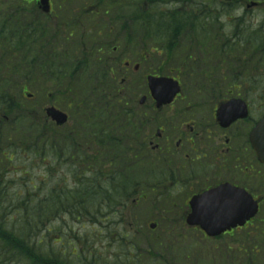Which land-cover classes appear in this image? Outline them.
Returning a JSON list of instances; mask_svg holds the SVG:
<instances>
[{"label":"trees","instance_id":"trees-1","mask_svg":"<svg viewBox=\"0 0 264 264\" xmlns=\"http://www.w3.org/2000/svg\"><path fill=\"white\" fill-rule=\"evenodd\" d=\"M180 14L168 21L162 15L158 21L167 31L156 28L155 35L163 37L165 52L177 49L186 53L178 65L186 77L190 75L191 45L204 52L210 29L217 28L211 42L223 44L231 56L236 55L237 27L224 33L222 27H213L217 23L213 13L208 17ZM7 15L0 10V38L6 45L1 51L9 56L0 59V264H107L89 233L76 236L66 232V239L62 236L57 241L50 237L55 230L51 226L59 223L60 233L63 225L84 229L88 222L96 232L105 223H122L129 199L152 188L128 177L133 173L128 164L142 159L128 148L129 141L132 146L139 139L137 131L134 139L127 129L133 115L125 104L128 97L94 54L81 53L79 44L70 53L59 52L65 43L62 35L52 34L53 29L27 19L21 11ZM223 50L219 48V54ZM40 66L48 69L41 76L43 92L48 89L46 82L59 89L71 109L73 128H57L46 117L34 116L35 106L24 104L28 93L34 95L37 88L39 76L32 71ZM14 78L17 88L12 84ZM36 162L44 168L39 175L32 173ZM59 169H66L70 182L62 178ZM111 241L122 253L113 264L139 263L141 251L130 249L123 238ZM166 242L160 241L156 250H170ZM151 259L150 264H164L154 255Z\"/></svg>","mask_w":264,"mask_h":264},{"label":"flooded vegetation","instance_id":"flooded-vegetation-1","mask_svg":"<svg viewBox=\"0 0 264 264\" xmlns=\"http://www.w3.org/2000/svg\"><path fill=\"white\" fill-rule=\"evenodd\" d=\"M67 1L60 0L56 7L55 0H50V12L46 13L40 6V0H22L24 7L29 9L28 16L30 13L33 14L30 17L36 14L38 19H44L46 27L53 29L52 34L65 36V43H70L65 47L81 44V53L96 54L105 73L118 78L121 73L131 75L145 70L146 62L152 59V53L147 51L145 43L156 39L153 35L147 36L145 29L156 22L144 17L166 0H123L122 14L118 11L116 14L110 13L109 5L103 0H94L95 3L87 5L89 10H86V6L65 3ZM169 1L178 5L183 2L185 10L197 15L202 13L208 17V13H213L217 22L213 27H223L226 22L233 21L237 27L234 36L236 55L229 53L226 56V46L219 44L218 48H224L226 57L210 55L208 66L216 63L208 68L209 73L203 84L192 83L195 93L183 91L171 105L160 109L151 100L153 106L150 109L154 116L138 112L137 107L136 110L132 108L131 112L135 114L132 119L137 123L130 124V128L146 131L140 146L133 148H138L154 161L147 164L148 168L157 169L156 174L150 173L151 177L160 175L163 177L162 184L169 181L170 188L179 187L180 193H185L184 207L173 213L174 218L185 220L191 213L190 201L193 197L225 184L247 190L260 205L259 216L264 210V165L258 161L250 142V133L262 118L260 112L256 111L258 107L264 108V87L256 82L249 83L243 75L246 71H254L255 65H251V61L260 51L264 55V47L255 43L252 35L244 36L246 28L243 26H250L246 18L254 17L252 25L257 23L259 27H264V0H203L201 4L196 0ZM18 2L0 0V6L4 7V13L8 16V13L18 10ZM131 9L134 13H131ZM227 11H230V16L226 15ZM139 12L141 18L136 15ZM235 12L238 15L229 20ZM103 24L106 26L103 27ZM91 40H94L97 52L90 51L84 45ZM210 48L215 49L217 45L208 47V50ZM118 53H121L120 56ZM127 54H137L140 61L134 62L132 57L126 59ZM156 54H163L161 48ZM244 59L247 61L243 62ZM231 61L232 68L228 69L226 65ZM159 70V67L156 68L146 77L157 75ZM129 79H122L121 86L131 83ZM234 99L246 104L248 117L224 127L218 120L217 110ZM132 103L130 100L126 102L128 106H132ZM145 155L142 160H145ZM258 216L238 230H258L257 222L264 226V217Z\"/></svg>","mask_w":264,"mask_h":264},{"label":"rangeland","instance_id":"rangeland-1","mask_svg":"<svg viewBox=\"0 0 264 264\" xmlns=\"http://www.w3.org/2000/svg\"><path fill=\"white\" fill-rule=\"evenodd\" d=\"M122 0H120L121 2ZM198 3H203V0H196ZM57 7V3L60 2V0H55ZM74 3L77 5L86 6V9L88 8L87 5H91V3L94 2V0H76V1H67L65 3ZM105 4L109 2V0H103ZM123 4V3H122ZM125 5V4H124ZM185 7V4L183 2L178 4H171L170 1L166 0V3H162L157 12H163L164 15H167V12L172 14V17H178L181 11L179 9H182ZM116 8V7H115ZM110 10V13H115V9H112L111 7L108 8ZM189 12L185 9L182 13ZM191 12V11H190ZM131 13H134V10L131 9ZM192 13V12H191ZM137 16L140 17L139 14L136 13ZM165 15V16H166ZM238 12L232 13V17L229 18L233 19L234 16H237ZM257 15V14H256ZM260 15V14H259ZM141 18V17H140ZM254 18V17H253ZM251 17L246 18L249 22L248 24L250 26H243L246 28V33H244V36H248L249 34L252 35L254 42L259 43L260 47H264V27H259V24L252 25V19ZM167 21L168 18L166 17ZM259 20L261 17L258 18ZM223 20H226V18ZM104 24H107L105 21H103ZM103 24V27L106 25ZM163 25V24H162ZM228 27H226V33L228 31H232V27L229 26L230 23L227 24ZM171 29V27H169ZM167 28V29H169ZM159 29L163 31H167L159 26ZM146 31V29H145ZM155 31V29H154ZM154 33L151 31L150 35H153ZM140 35V33H139ZM150 35L147 34V36L150 37ZM164 38H167L164 35ZM6 39H9V37H6ZM161 41L157 40H150L145 43V46H149L156 50L158 46H160ZM0 59L1 57L8 58L9 56L7 53H2L1 48L5 47L3 38H0ZM61 45V43H59ZM89 45V44H88ZM90 45H92V41H90ZM59 51H62L61 49H57ZM260 50V49H259ZM71 50L66 49V53H70ZM147 52V51H146ZM2 53V54H1ZM148 53V52H147ZM195 53L198 57H200V54L198 52H192ZM121 53H118V56H120ZM186 53L184 51H177L176 54H173V56H170L169 54L163 53L162 55H157L156 53L152 54V59H149L145 64V70L143 69L141 72L137 74H131L126 75L125 73H121L117 80L118 85L124 78L130 77L129 84H124L122 86V90L124 94H126L131 101H134L135 106H137L138 112L145 114L147 113L150 116L153 115V111L150 109L153 104L148 94V86H147V73L155 72L156 68H160V72L163 74L161 76H169L176 78L179 76L183 83H184V91L195 93V89L191 87L192 82L196 80H191L186 77V75L183 73L182 67H178V65L182 62V60H185ZM129 57H132L134 62L140 61V57L135 54H127L126 59ZM172 57H174L172 59ZM172 59V60H171ZM226 60L224 61V64H226ZM247 61V59H244L243 62ZM194 65L195 63L204 69V73H208L209 71L203 65L200 58H193L191 61ZM213 63L208 67L210 68ZM254 64L255 68L254 71H246L243 75V78H250L248 81L249 83L256 82L255 84H260L262 87H264V55L261 54V51L258 53V56H255V59H252L251 65ZM47 65V64H46ZM233 61L229 62L226 66L228 69L232 68ZM44 67V66H43ZM45 68V67H44ZM188 70L189 69V62H188ZM21 72H26L21 68ZM48 72V69H43L40 67H37L34 71H32V74L35 76H39V80H37L36 86L37 88L33 90L34 96L32 98H27L24 101V104H26L27 107H33L35 106L36 109V115L34 116H44L45 117V110L48 107L55 106L59 110L68 113L70 115V110L67 107L66 99L61 97L58 94V88L52 83L46 82V85L48 89H46L45 92L44 86L42 85L44 82H42L43 77H41L44 73ZM218 81L220 79L219 75H217ZM202 78V77H201ZM200 78V79H201ZM12 84L14 88H17L16 83H18L17 78H14L12 80ZM61 88V87H60ZM148 96V101L145 105V107L139 105V101L141 97ZM143 107V108H142ZM142 108V109H141ZM136 110V108H135ZM257 113L260 112L262 115L263 110L262 107L257 108ZM157 115V114H156ZM159 116V115H158ZM9 119V117H8ZM74 127V118H71L70 124L68 128ZM66 128V129H68ZM64 129V130H66ZM135 127L130 130V133H132L133 138L134 136ZM155 132V131H154ZM141 139L137 140V143H140ZM129 141V145H130ZM138 146V145H136ZM143 157V154H140ZM137 158V157H136ZM132 163H129L128 166L131 172L129 173L128 177H131L135 180L134 183H140V181H143L144 183H148L149 185L153 186H162L159 188H150L142 189L138 192V194L134 195L129 199V201L126 203L125 207L123 208L125 217L121 222L112 221L115 222V225H111L108 223H105V227L101 228L100 231H102V234L100 231L94 232L92 230L93 225L91 223H86V228H81V226L76 225L74 228L71 224L63 225L64 229L62 228L58 230L59 223L52 224L53 232L51 233V239H56L57 241L60 240V238L63 236L64 239H66V232L73 233L76 236L82 232V235L88 234V237H92L94 246L98 249L99 253H102L104 255H101L103 259H105L108 263L107 264H113L115 263V259L117 258L116 255L120 256L122 253H120L117 249V245L112 239H125L126 243L129 244L130 249L133 248L134 250H139L141 252L140 256L141 259L138 264H150L153 260L151 259V255H154L156 257H159V261H161L164 264H264V226L259 224L258 230H246V231H240L237 232L233 236H224L222 239L217 240H211L203 236L199 231H195L192 229H189L185 223L181 222V219L174 218L175 217V211L179 210V208L184 207V194L180 193V188H170L169 187V181L159 184L160 181L163 180V177L158 175L157 177L150 178L147 174L149 172L145 171H139L140 166H136L133 161ZM40 163H34L32 165V173L35 175H39L44 171V168H40L38 165ZM58 173L60 175H63L62 178L66 179L67 181H71L70 174L66 171V169L58 170ZM38 179L39 177L36 176ZM166 188V189H165ZM166 191V192H165ZM145 194V197L143 198L142 195ZM264 217V210L262 214L260 215V218ZM154 223L157 224V228L155 230L150 229V224ZM71 227V228H70ZM66 229V230H65ZM71 233V234H72ZM109 241H106L107 238ZM160 241H167L166 244L170 246V250L168 251H158L156 250L158 247V243ZM73 244V248H74ZM128 247V246H127ZM71 248L69 251H73L74 249ZM131 251V250H130ZM133 253V251H132ZM130 254V252H129ZM134 254V253H133ZM126 255L123 257L122 262L124 261ZM121 262V263H122ZM129 264H135L130 263Z\"/></svg>","mask_w":264,"mask_h":264},{"label":"water","instance_id":"water-1","mask_svg":"<svg viewBox=\"0 0 264 264\" xmlns=\"http://www.w3.org/2000/svg\"><path fill=\"white\" fill-rule=\"evenodd\" d=\"M42 4L46 7L48 0H42ZM48 10L49 6L46 7V11ZM148 82L158 107L170 104L181 92L179 82L171 78L151 76ZM145 101L146 97H143L141 104ZM239 103L231 101L219 108L218 119L222 125L228 126L240 118L238 111L247 110L239 107ZM46 114L58 126L68 123V115L54 107L48 108ZM251 141L259 159L264 163V119L252 132ZM190 204L192 213L187 218L188 226L200 227L209 237H219L238 226H244L258 212V204L249 194L227 185L193 198ZM151 228L154 229L155 226L152 225Z\"/></svg>","mask_w":264,"mask_h":264}]
</instances>
